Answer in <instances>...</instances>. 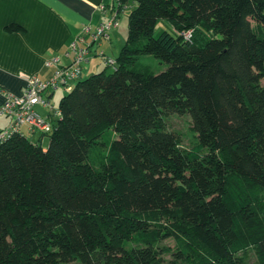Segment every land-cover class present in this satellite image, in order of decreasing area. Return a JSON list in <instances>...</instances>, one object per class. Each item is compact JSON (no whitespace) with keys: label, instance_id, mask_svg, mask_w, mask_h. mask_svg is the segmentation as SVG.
Listing matches in <instances>:
<instances>
[{"label":"trees","instance_id":"16d2710c","mask_svg":"<svg viewBox=\"0 0 264 264\" xmlns=\"http://www.w3.org/2000/svg\"><path fill=\"white\" fill-rule=\"evenodd\" d=\"M127 9L119 53L64 90L51 130L0 139V264H162L168 237L174 264H249L248 245L264 264V0L101 5ZM168 113L191 115L194 151Z\"/></svg>","mask_w":264,"mask_h":264},{"label":"crops","instance_id":"0c3cea01","mask_svg":"<svg viewBox=\"0 0 264 264\" xmlns=\"http://www.w3.org/2000/svg\"><path fill=\"white\" fill-rule=\"evenodd\" d=\"M111 1L0 0V104L7 94L21 93L24 82L19 73L45 79L58 68L70 65L74 56L70 44L75 39L82 46L90 45V53L93 51L94 55L99 48L100 55L109 53L110 45L103 43L106 40L89 43V31L107 19L108 12L103 13L101 5H109ZM12 24L20 29L8 31L6 27ZM112 34L109 33V42ZM100 67L99 59L88 57L82 63L81 77H87ZM58 90L61 89L49 91L45 98L51 103ZM34 109L42 116L48 114L41 105H35Z\"/></svg>","mask_w":264,"mask_h":264},{"label":"built area","instance_id":"2783aa9c","mask_svg":"<svg viewBox=\"0 0 264 264\" xmlns=\"http://www.w3.org/2000/svg\"><path fill=\"white\" fill-rule=\"evenodd\" d=\"M115 25L116 22L113 18L100 23L91 34L92 40H96L101 36L107 38V30ZM189 35L187 33L186 37H189ZM78 42V39H75L70 44V48L74 52L72 63L58 68L51 76L43 79L35 74L19 73V77L24 82L21 93L7 94L3 103L0 104V117L11 118V123L0 130V139L14 132L22 133L24 131L31 136L35 133H45L51 130L55 117H58L60 112L50 104L45 95L49 91L59 88L69 90L72 83L79 77L81 65L87 60L88 50L79 47ZM35 105L46 108L48 110L47 116L40 115L34 109ZM23 127H25V130H23Z\"/></svg>","mask_w":264,"mask_h":264},{"label":"rangeland","instance_id":"374dc122","mask_svg":"<svg viewBox=\"0 0 264 264\" xmlns=\"http://www.w3.org/2000/svg\"><path fill=\"white\" fill-rule=\"evenodd\" d=\"M129 11L130 10L127 9L124 12H122L119 18L116 20L117 22L116 25L113 26V28L110 31V33L113 32L111 42H109V40L103 41L104 46L110 45L111 47L109 53L105 54V56L109 58H114L119 53L121 46L124 44V41L127 35V24H128L127 17H128ZM251 24L254 25V22L251 21ZM161 29H162V24L158 23L155 29L156 34L159 33ZM100 50L101 48L96 50L97 55H94V52L92 51L89 56L90 60H94V59L100 60L101 67L100 69H98V71L105 67V62L101 58L102 56L100 55ZM98 55H100L101 57ZM149 58L152 59L153 61H156L154 60L152 56H149ZM159 67H160L159 64H157L154 67V70L155 71L159 70ZM108 70H112V67H109ZM60 89L61 90L57 91L53 100H51V104L54 106V108H57L58 100L62 96V94H64L63 92H65L63 88H60ZM40 111L43 112V110H40ZM10 123H11L10 117H6V116L0 117V130L6 128ZM165 123L169 130L174 131L179 134L180 147L182 149H186L188 151L189 150L194 151L193 140L195 139V133L193 132L192 117L190 114L188 113H183V114L168 113L165 118ZM116 137H117V134L115 133V131L112 129H109L101 135L100 140L109 144L111 140H113ZM36 138H37V134L31 137L32 140H36ZM48 140H49L48 135H44L40 143L41 146L45 148L48 144ZM156 244H157V247L164 248V250L161 251L162 252L161 254L162 264H174L172 262L173 251L177 247V241L175 240V238L168 237L166 239L159 241ZM243 251H245L247 254V259H246L247 262L249 264H256L254 248L248 245L246 248H244Z\"/></svg>","mask_w":264,"mask_h":264}]
</instances>
